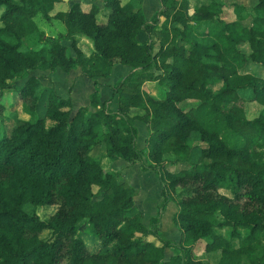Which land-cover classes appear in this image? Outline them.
Listing matches in <instances>:
<instances>
[{"label": "trees", "instance_id": "obj_1", "mask_svg": "<svg viewBox=\"0 0 264 264\" xmlns=\"http://www.w3.org/2000/svg\"><path fill=\"white\" fill-rule=\"evenodd\" d=\"M56 1L0 0V264H208L195 258L199 242L218 250L213 264H264V0H203L190 12L189 0H158L148 20L120 0H102V14L78 1L52 11ZM37 13L64 32L44 35ZM33 34L46 46L23 47ZM114 63L129 67L111 85L114 109L94 88L89 104L101 106L71 112L68 97L29 74L78 66L95 86ZM4 89L16 102L5 103ZM243 89L262 105L251 118ZM18 102L29 118L9 110ZM135 120L146 129L144 154ZM98 143L106 157L154 172L161 188L150 219L173 200L177 242L143 224L132 186L91 154ZM26 203L52 210L42 219Z\"/></svg>", "mask_w": 264, "mask_h": 264}, {"label": "crops", "instance_id": "obj_2", "mask_svg": "<svg viewBox=\"0 0 264 264\" xmlns=\"http://www.w3.org/2000/svg\"><path fill=\"white\" fill-rule=\"evenodd\" d=\"M66 4H70L73 1H78L82 8H87L89 4L94 3L98 8V13L102 14L105 12V6L102 0H62ZM190 8L192 9V4L196 2H201L203 0H189ZM120 3H129L131 6H138L145 17L146 20L152 16V14L158 10L160 4L158 0H120ZM60 10V9H59ZM63 10V9H62ZM51 19V18H50ZM59 32H64L59 31ZM136 38L139 40L146 39V34L140 31L136 34ZM65 41V40H64ZM65 41L64 44H68ZM129 67L121 63L112 64L109 74L107 76H98L97 85H93L91 80L85 77L80 68L72 67L66 71L61 70L58 67L53 69H34L31 72H37L35 74L40 75L39 80L43 86H52L55 92L61 97H68L71 105V112H73L79 106H85L88 110H94L101 106V103L97 106H91L89 104V95L96 88L98 93V98L100 102L106 101L107 107L109 109H114L116 102L115 98L111 97V85L119 79L124 73L127 72ZM23 79V78H21ZM111 97V99H110ZM253 101V100H251ZM22 110V104L19 103V107ZM26 114V112H24ZM24 118V117H23ZM134 125L136 127V137L135 145L137 148L142 149V154L145 150L143 149V139L146 134V129L144 124L135 120ZM193 137L197 136L195 132H192ZM190 135V136H191ZM198 141L193 140L192 143ZM139 142V144H136ZM96 151V152H95ZM91 154L99 158V161L103 168L108 170L116 171L120 177L121 181L126 182L133 188V203L136 208L141 211V218H147L150 215H154L157 210L158 202L160 199V188L161 185L158 182L155 174L151 170H143L140 168L138 162L131 163L122 158L110 159L105 156V147L103 143L96 144L94 150ZM134 174V176H132ZM146 178H149L147 180ZM144 183V185H142ZM142 185V186H141ZM176 210V205L173 200H167L164 206L160 209L158 217V230L166 239H170L173 242H177L179 239V229L172 221V215ZM198 249H202L197 247ZM195 249V252L197 250ZM169 255L170 249L166 248L164 253ZM165 255V256H168Z\"/></svg>", "mask_w": 264, "mask_h": 264}, {"label": "rangeland", "instance_id": "obj_3", "mask_svg": "<svg viewBox=\"0 0 264 264\" xmlns=\"http://www.w3.org/2000/svg\"><path fill=\"white\" fill-rule=\"evenodd\" d=\"M222 1L223 3H225V5L227 3H231V2H235V3H241L243 5H245L246 7H249L253 2L254 0H220ZM68 3L66 4L65 1H62V0H59V1H56V3L54 4V7L52 9V11H55V10H64L68 7ZM231 8L229 6H224L223 7V13H227L226 15H230L232 16L233 14H231ZM1 10V8H0ZM106 7H105V12H106ZM33 21L34 23L36 24V27L37 29L41 30L44 35H56L59 31H63L64 30V25L62 23L61 20L57 19V18H51V19H44L41 17L40 13H37L34 17H33ZM243 23L247 24L248 23V20H243ZM205 25V22H201L197 25V29L198 30H201L203 29ZM206 39H209L206 38ZM63 43H65L64 40H62ZM67 43V42H66ZM34 47V48H38L40 46L42 47H45L46 46V43L42 40V39H39L37 37L36 34H33L32 36H26V38L24 39V42H23V47ZM126 67V65H124ZM37 72H30L29 74H35ZM37 75L38 77L40 75L38 74H35ZM23 81V79L21 78H18V79H13L12 81V84L14 87H17L21 84V82ZM41 86H43V84L41 83ZM240 95L242 96V98L244 99L243 101V109H244V114L247 118H251L255 115H257L258 113H260L262 111V105L257 103L256 101H251L250 99H248V97L250 96V90H247V89H243V90H240L239 91ZM2 94H3V98L5 99V103H8L9 101H14L16 102V99H17V94L16 92H13L11 91V89H4L2 90ZM248 96V97H247ZM108 104V103H107ZM14 108L12 107H9V110H13L14 113L18 116V117H24V118H29L30 115L29 113L27 112L28 110L24 107L22 108H18L19 107V102L18 103H15ZM8 109V108H7ZM36 111L38 113H41V107L40 105H38ZM26 112V114L24 113ZM197 139V136L193 137L192 135L189 137L188 141L190 143L193 142V140H196ZM136 144H139V142H137ZM96 152V151H95ZM264 152V151H263ZM263 154V153H262ZM263 156V155H262ZM191 158H194V156H191ZM132 176H134V174H132ZM120 179V177H119ZM147 180H149V178H146ZM142 185H144V183H142ZM141 185V186H142ZM95 189V187L93 188ZM222 191V190H221ZM157 209H158V206H157ZM23 210L27 213H34L36 214L39 218H42V219H45L47 217V215L50 213V211L52 210V206L50 205H33V204H30V203H26L23 205ZM157 212V210H156ZM151 215L148 216L146 219L143 218L142 219V222L145 226H149V227H154L155 229L158 230V219L157 221H152L150 219ZM84 223H81L79 225V228L78 229H83L84 228ZM218 232H220L221 234H226L227 230H228V227L227 226H221V227H216L215 228ZM242 231V230H240ZM41 237H49V230H42L39 234ZM85 236V239L87 240V243H90V246H91V240H90V236H87V235H84ZM93 243V242H92ZM199 248H202V242H199ZM96 247L95 245V242L94 244H92L91 247ZM165 255H168L167 254V251L165 253ZM195 258L196 259H201L203 261H207L208 264H213V262H215V260L217 259V256H218V250H213V251H204L203 249H198L196 250L195 252Z\"/></svg>", "mask_w": 264, "mask_h": 264}]
</instances>
